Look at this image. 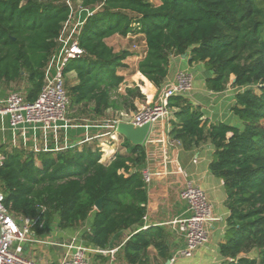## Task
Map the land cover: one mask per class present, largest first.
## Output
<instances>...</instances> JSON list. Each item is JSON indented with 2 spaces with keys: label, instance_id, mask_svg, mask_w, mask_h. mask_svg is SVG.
Returning a JSON list of instances; mask_svg holds the SVG:
<instances>
[{
  "label": "trees",
  "instance_id": "trees-1",
  "mask_svg": "<svg viewBox=\"0 0 264 264\" xmlns=\"http://www.w3.org/2000/svg\"><path fill=\"white\" fill-rule=\"evenodd\" d=\"M76 1L84 9L101 7L79 34L86 53L66 68L78 80L67 88L70 111L86 113L93 106L96 117H105L110 109L136 108V99L146 100V94L137 85L121 93L127 75L139 72L159 88L171 56L187 52L190 63L205 62L214 71L206 81L209 89L224 91L232 75L233 85L245 88L236 94L233 109L241 126L209 123L188 98L170 97L168 105L178 108L179 120L170 135L187 150L208 141L215 147L210 169L224 181L231 210L221 264H264V0ZM71 17L68 0H0V84L25 79L27 99L36 100ZM115 35L137 37L139 47L118 50L108 41ZM133 58L134 66L128 63ZM124 140L125 149L108 164L92 143L40 155L15 149L0 166L7 205L14 215L40 216L39 232L51 229L56 218L62 229L88 222L82 235L87 246L106 249L115 234L132 231L122 246L129 264L171 259V230L141 228L149 201L141 170L145 146ZM252 250L255 256L249 255Z\"/></svg>",
  "mask_w": 264,
  "mask_h": 264
},
{
  "label": "crops",
  "instance_id": "crops-1",
  "mask_svg": "<svg viewBox=\"0 0 264 264\" xmlns=\"http://www.w3.org/2000/svg\"><path fill=\"white\" fill-rule=\"evenodd\" d=\"M81 12L75 15L76 22L68 27L67 33H72L78 22L85 19ZM80 17L82 19L80 20ZM76 25L74 26V24ZM74 26V27H73ZM78 28V27H77ZM138 58V56H137ZM135 57V60L137 59ZM190 53L186 56H171L167 77L163 84L157 88L153 84L148 85L142 74L137 72L126 77L121 93H125L126 88L139 86L146 101L136 99V108L110 109L105 117H96L90 106L86 112L95 119L89 121L81 111L72 110L69 114V122L62 123L56 132L46 135L38 127L26 126L25 133L11 127L7 116L0 114V159L19 149L23 152H35L37 155L49 151H62L67 148L87 144H96L102 152L101 162L108 164L115 157L120 149H125V137L119 135L108 123L109 120L120 118L122 121L130 122L134 115L145 102L157 104L163 101L165 92L170 88L178 71L189 72L193 78V89L185 97L195 107H199L203 120L209 123L224 122L230 125L241 126V121L234 112L236 106V94L243 91L244 87L233 85L234 75L231 82L224 91L216 92L208 88L207 79L214 77V71L206 67L205 62L190 63ZM131 63L134 62V58ZM136 62V61H135ZM128 63H130L128 61ZM130 63V64H131ZM136 64V63H135ZM134 66V64H131ZM78 82L77 74L73 71L66 73V86L69 87ZM146 85L147 90L144 91ZM20 89L26 96L28 83L23 79L19 85L0 84V98L5 97L11 91ZM178 108L175 107V112ZM173 113L170 117H164L152 123L151 131L143 144L147 153V161L142 171H148L151 178L147 185L149 201L147 205V215L143 227L163 225L170 229L168 245L173 256L175 252L185 247L184 237L167 222L180 217L186 210V203L181 200L180 194L189 181L200 185L208 194L213 205L214 215L218 221L214 223L211 238L208 244L198 250L191 258H180L176 264H221L226 258L220 253L221 243L226 241L228 232V218L231 210L228 207V193L225 183L217 178L211 171L210 165L213 161L215 147L211 141L201 144L192 150L185 149L180 140L173 138L170 131L173 124L178 122V117ZM111 114V115H110ZM88 120V121H87ZM127 140V139H126ZM89 227L88 222L78 228L62 229L59 221H54L51 229L39 232L37 236L64 243L73 236L79 235L83 241L82 234ZM132 231H123L113 236L111 245L106 249L118 248L115 264H129L122 253V246ZM66 247L57 245H47L43 243L30 242L24 244L25 255L33 258L41 264H61L63 256L67 253ZM93 264H110L111 256L105 254H90ZM154 256V255H153ZM156 256V255H155ZM171 256V258H172ZM163 262L161 264H164ZM170 263V262H169ZM166 263V264H169Z\"/></svg>",
  "mask_w": 264,
  "mask_h": 264
},
{
  "label": "built area",
  "instance_id": "built-area-1",
  "mask_svg": "<svg viewBox=\"0 0 264 264\" xmlns=\"http://www.w3.org/2000/svg\"><path fill=\"white\" fill-rule=\"evenodd\" d=\"M68 1L71 5L72 17L61 34L60 46L47 67L45 84L37 99L29 101L20 89H15L0 98V114L8 117L11 127L15 130L25 133L26 126H31L38 127L46 135H50L56 132L62 123L70 121L71 98L66 86V68L70 61L86 53L80 45L79 34L86 19L94 15L101 5L93 9H84L80 2L76 1L75 5L74 0ZM79 10L86 11L85 19L77 25L75 23L76 27L73 28L72 33L66 34L68 27L76 20L75 15ZM138 47V44L134 45L135 49ZM192 89V75L184 70L178 71L174 82L165 92L163 101L157 104H143L130 122L138 126L172 116L175 108L169 107L168 99L174 96H186ZM121 121L120 118H114L109 120L108 124L116 131ZM3 162L4 157L0 159V166ZM142 172L148 185L151 181L149 173L145 170ZM180 197L186 203L187 210L167 224L184 237L186 245L175 252L169 264H176L180 258H193L199 249L209 243L214 223L218 221L208 194L200 185L193 181L187 182ZM43 226L44 222L40 216L14 215L6 203L5 193L0 190V264H41L25 255L24 244L30 242L66 247L68 251L63 256L61 264H93L91 253L109 255L110 264H115V255L119 247L103 249L87 246L79 235L73 236L64 243L41 238L37 236V229H42Z\"/></svg>",
  "mask_w": 264,
  "mask_h": 264
},
{
  "label": "water",
  "instance_id": "water-1",
  "mask_svg": "<svg viewBox=\"0 0 264 264\" xmlns=\"http://www.w3.org/2000/svg\"><path fill=\"white\" fill-rule=\"evenodd\" d=\"M182 56H186L183 54ZM235 79L233 80V82ZM152 123L148 122L143 125H135L132 122L121 121L118 123L116 132L119 135L125 137L132 145H143L151 131ZM103 207V200L99 199L96 202V209L101 210ZM171 262V260H167V263Z\"/></svg>",
  "mask_w": 264,
  "mask_h": 264
},
{
  "label": "rangeland",
  "instance_id": "rangeland-1",
  "mask_svg": "<svg viewBox=\"0 0 264 264\" xmlns=\"http://www.w3.org/2000/svg\"><path fill=\"white\" fill-rule=\"evenodd\" d=\"M151 2L155 3V4H158V1L159 0H150ZM82 13L85 15L84 11H78V14L79 13ZM80 19H82V17H80ZM76 22V21H75ZM112 45H114L118 50H131L134 48V44L138 42L137 40V37H134V36H131V37H122V36H119V35H115L113 37H110L109 40H108ZM140 54V52H138V55ZM128 61H133L132 59H129ZM124 84L121 85V87L123 86ZM68 88V87H67ZM144 101V100H142ZM146 101V100H145ZM145 103H149V102H145ZM139 111V110H138ZM137 111V112H138ZM69 114L71 115V112H69ZM86 117H88L89 121H94L95 119L93 118L94 116L92 115V117L90 115H88L87 113L84 114ZM111 115V114H110ZM107 116V115H106ZM70 117V116H69ZM88 121V120H87ZM58 218H56L55 221H57ZM83 235V234H82ZM255 253L256 251L252 250V252L249 253V255L251 256H255ZM163 262H166L167 261H162L161 263ZM164 263V264H166Z\"/></svg>",
  "mask_w": 264,
  "mask_h": 264
}]
</instances>
